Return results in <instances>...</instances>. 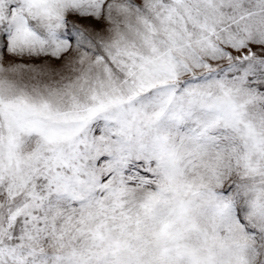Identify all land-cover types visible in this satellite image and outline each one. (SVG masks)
<instances>
[{"label": "snow or ice", "instance_id": "snow-or-ice-1", "mask_svg": "<svg viewBox=\"0 0 264 264\" xmlns=\"http://www.w3.org/2000/svg\"><path fill=\"white\" fill-rule=\"evenodd\" d=\"M0 264H264V0H0Z\"/></svg>", "mask_w": 264, "mask_h": 264}]
</instances>
